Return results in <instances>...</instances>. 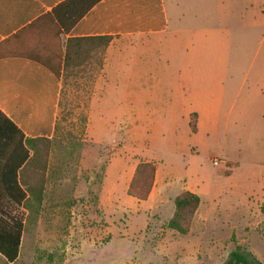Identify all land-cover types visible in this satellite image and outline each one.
Returning <instances> with one entry per match:
<instances>
[{"label":"rangeland","instance_id":"obj_1","mask_svg":"<svg viewBox=\"0 0 264 264\" xmlns=\"http://www.w3.org/2000/svg\"><path fill=\"white\" fill-rule=\"evenodd\" d=\"M178 1L168 33L94 45L82 78L66 81L62 128L38 147L42 208L13 209L12 264H226L235 251L264 264V27L238 21V0L217 52L200 34L213 24L195 22L200 2ZM140 163L158 168L166 200L152 215L128 194ZM187 188L204 222L181 235L168 222Z\"/></svg>","mask_w":264,"mask_h":264},{"label":"crops","instance_id":"obj_2","mask_svg":"<svg viewBox=\"0 0 264 264\" xmlns=\"http://www.w3.org/2000/svg\"><path fill=\"white\" fill-rule=\"evenodd\" d=\"M65 1L0 0V111L29 138L53 137L59 111L61 82L49 69L34 60L2 55L8 50L6 41L9 38ZM168 1L102 0L75 25L67 38L113 36L122 39H157L170 31L173 18L178 22L182 20L177 11L179 1ZM198 1L200 11L194 16L195 22L213 24L209 30H200V34L205 36L203 39L209 44V49L222 53L227 47L228 36L218 25L235 21L238 0ZM244 2L245 11L239 13L238 21L251 25L250 30L264 27L262 0ZM220 39L222 42L219 43ZM160 183L156 167L153 189L148 199L142 201L148 206L151 215L155 208L166 202ZM185 191L199 196L192 189L187 188ZM198 221L204 222L200 217V207L192 229Z\"/></svg>","mask_w":264,"mask_h":264},{"label":"trees","instance_id":"obj_3","mask_svg":"<svg viewBox=\"0 0 264 264\" xmlns=\"http://www.w3.org/2000/svg\"><path fill=\"white\" fill-rule=\"evenodd\" d=\"M101 1L66 0L6 41L8 50L2 57L21 56L34 60L49 69L61 82L59 111L51 139L26 137L0 111V255L10 264L19 257L23 233V221L13 215V209L38 213L42 208L49 169L48 159L40 163L38 147L53 146L54 138L62 128L58 117L64 110L66 81L71 77L75 80L82 78L86 55L93 46L107 45L114 38H67L75 25ZM193 116L197 118V115ZM190 128L196 133L197 122L194 125L190 123ZM155 174L156 167L152 163L138 164L128 194L139 202L146 201L153 189ZM34 175L39 180L34 179ZM200 204V197L192 192L178 195L174 199V214L168 223L169 229L181 235L189 234ZM255 262L261 264L257 260ZM226 264L254 263L245 254L235 251Z\"/></svg>","mask_w":264,"mask_h":264}]
</instances>
